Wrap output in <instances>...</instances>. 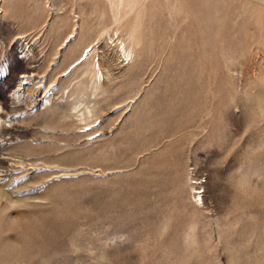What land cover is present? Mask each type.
<instances>
[{"label":"rangeland","instance_id":"1","mask_svg":"<svg viewBox=\"0 0 264 264\" xmlns=\"http://www.w3.org/2000/svg\"><path fill=\"white\" fill-rule=\"evenodd\" d=\"M0 264H264V0H0Z\"/></svg>","mask_w":264,"mask_h":264},{"label":"bare ground","instance_id":"2","mask_svg":"<svg viewBox=\"0 0 264 264\" xmlns=\"http://www.w3.org/2000/svg\"><path fill=\"white\" fill-rule=\"evenodd\" d=\"M124 46V45H123ZM75 47V46H74ZM90 46H88L87 48H89ZM126 47V46H125ZM76 48V47H75ZM127 48V47H126ZM93 50V49H92ZM127 50H128V48H127ZM127 50H125L124 48H123V50H122V52H123V54H124V56H125V58L128 60V58H130V56H131V54H130V52L131 51H127ZM90 52H91V50H90ZM85 56V58L83 59V62L87 59V56H88V54H86V55H84ZM83 55H81L80 56V58L79 59H81L82 57H84ZM89 57V56H88ZM90 58V57H89ZM87 61V60H86ZM78 62V61H77ZM79 64V63H78ZM91 65V64H90ZM90 65H89V67H90ZM94 66V65H93ZM100 67V66H99ZM88 68V67H87ZM95 69V68H94ZM93 71V70H92ZM95 72V71H94ZM96 74V73H95ZM100 76V75H99ZM100 79V78H99ZM100 82V81H99ZM28 89V88H27ZM30 89H32V88H30ZM29 89V90H30ZM28 92V91H27ZM5 118V117H4ZM4 124V123H3ZM6 129V128H5Z\"/></svg>","mask_w":264,"mask_h":264}]
</instances>
